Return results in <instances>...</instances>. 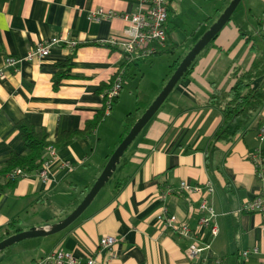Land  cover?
Wrapping results in <instances>:
<instances>
[{
  "label": "crops",
  "instance_id": "0c3cea01",
  "mask_svg": "<svg viewBox=\"0 0 264 264\" xmlns=\"http://www.w3.org/2000/svg\"><path fill=\"white\" fill-rule=\"evenodd\" d=\"M230 1L169 0L166 46L128 62L119 44L128 22L88 16L98 8L133 13L135 0H0V69L7 55L21 59L17 70L0 75V169L13 152H25L19 121L45 129L48 141L57 144L47 182L36 173L15 182L1 179L0 237L14 220L27 230L57 222L80 204L133 123ZM54 36L79 45L72 50L62 41L42 59L26 58L36 43ZM109 39L119 43H102ZM263 54L264 0H243L124 152L114 182L66 229L11 246L0 252V264H39L57 247L82 260L99 253L96 264H264L261 216L241 210L262 190L251 155L257 150L264 155V97L228 135H218L224 116L221 106L210 102L219 91L226 101L236 70L249 69ZM68 57L71 69L56 86L57 64ZM120 71L123 87L106 114L105 92ZM254 84L264 92V75ZM181 181L214 187L208 202L219 232L213 239L198 227L200 196L181 192ZM163 205L193 233L165 230L158 222ZM108 235L120 239L113 249L100 246ZM197 238L209 239L211 246L188 258ZM254 247L258 253L243 255Z\"/></svg>",
  "mask_w": 264,
  "mask_h": 264
},
{
  "label": "built area",
  "instance_id": "2783aa9c",
  "mask_svg": "<svg viewBox=\"0 0 264 264\" xmlns=\"http://www.w3.org/2000/svg\"><path fill=\"white\" fill-rule=\"evenodd\" d=\"M137 9L133 13L119 14L114 11H104L102 8L95 9L89 13V19L92 21H100L102 19H112L120 16L128 22L125 30V40L120 43L116 40L109 39L102 43L117 45L122 47L126 61H138L146 58L158 47H165L167 41L166 22L168 19L169 0H135ZM62 41L74 50L78 41L75 39H64L60 36H54L50 39L42 40L29 51L26 58L28 60L42 59L49 55L52 47L60 44ZM21 59L7 55L4 59V67L0 69V75H3L6 69L12 68L17 70ZM124 82L123 71H120L110 87L105 92L106 114L110 113L111 106L114 100L119 96ZM263 131V128H262ZM56 149L49 147L47 149V158L39 169L35 172L36 175L44 182L49 180L50 166L55 158ZM251 159L255 165L256 175L262 182V190L253 199L246 201L242 207V211L256 212L261 216V229L264 231V155L260 150L255 151L251 155ZM28 176L21 168H16L10 175L12 178ZM179 190L186 194L200 196L199 211L201 213L198 221V227L207 228L210 232V240L213 239L219 232V228L214 220L216 212L209 205V196L213 193L214 187L207 183L206 185L190 184L187 181H181ZM171 188L162 193L161 198H165L167 193H170ZM158 222L165 230L176 232L182 236H188L193 233L190 227L185 223H180L178 217L174 213H170L166 205H163L158 214ZM119 237L108 235L100 239V246L113 249L119 241ZM195 239L189 246L186 256L188 258H198L201 254L209 249L211 241ZM258 247L251 250H245L243 255L247 256L251 253H258ZM115 256V252H111L110 258ZM99 253L95 256H90L86 260L75 257L72 253L66 251L62 247H57L44 256L39 264H96L99 262ZM102 264H110L109 261Z\"/></svg>",
  "mask_w": 264,
  "mask_h": 264
},
{
  "label": "trees",
  "instance_id": "16d2710c",
  "mask_svg": "<svg viewBox=\"0 0 264 264\" xmlns=\"http://www.w3.org/2000/svg\"><path fill=\"white\" fill-rule=\"evenodd\" d=\"M239 6L235 12L238 10ZM239 30L246 34L245 27L243 25H240ZM163 51L157 50L156 53ZM71 59V57H68L66 60L57 64L59 72L54 78V84L56 86L61 81V79L67 75V72L70 71ZM195 62L196 59L191 66H193ZM188 72L189 69L185 74ZM234 72L235 71H233V73ZM234 74L236 80L226 93V101H221L222 93H220V91L216 92L212 97H210V102L221 106L224 116V121L221 125L218 135L234 134L235 131L239 130L240 123H242L243 120L249 118L250 115L255 112L262 104L264 92L260 86L255 87L254 81L264 75V54L262 56H258L249 69L245 71L238 69ZM103 112L104 110L101 111L96 116V118H94V120L88 124V128H86L87 131L94 128V126H96V124L102 119L104 116ZM135 118L136 116L134 115L133 119ZM17 128L23 138L25 152H13L11 154L5 166L0 169V181L3 178H7L9 182H15V180L18 178H12L10 175L16 168H21L28 175L35 173L46 160L47 149L50 146L55 149L57 148L56 143L48 141V133L45 129L37 130L24 120L17 123ZM0 187H2L1 183ZM21 230L22 229L18 227V220H14L7 226L4 235L0 237V240ZM9 248L10 247L6 248L5 250H8Z\"/></svg>",
  "mask_w": 264,
  "mask_h": 264
},
{
  "label": "water",
  "instance_id": "95a60500",
  "mask_svg": "<svg viewBox=\"0 0 264 264\" xmlns=\"http://www.w3.org/2000/svg\"><path fill=\"white\" fill-rule=\"evenodd\" d=\"M242 2L243 0H231L229 5L219 15L217 20L208 28V30L204 32L200 39L193 45L190 51L179 63V65L177 66L174 73L171 75L170 79L167 81L166 85L163 87L161 92L145 109L141 116L136 119L127 135L122 139V141L113 151L106 165L104 166L101 174L98 176V178L96 179L86 196L83 198V200L80 202V204L65 218L57 222L46 223L42 226H33L27 230H21L3 238L2 240H0V252L19 242L28 239L48 236L62 231L68 226H70L82 215L86 208L92 203L99 191L108 183L110 178L113 176L124 152L127 150L129 145L133 142V140L145 127V125L150 121V119L156 114V112L167 99L173 88L177 85V83L181 80V78L191 67L192 63L200 54V52L211 41L216 38V36L220 33L224 26L231 20L235 10Z\"/></svg>",
  "mask_w": 264,
  "mask_h": 264
},
{
  "label": "rangeland",
  "instance_id": "374dc122",
  "mask_svg": "<svg viewBox=\"0 0 264 264\" xmlns=\"http://www.w3.org/2000/svg\"><path fill=\"white\" fill-rule=\"evenodd\" d=\"M114 177H115V175L110 178V180L108 181V183L103 188L109 187L114 182Z\"/></svg>",
  "mask_w": 264,
  "mask_h": 264
}]
</instances>
